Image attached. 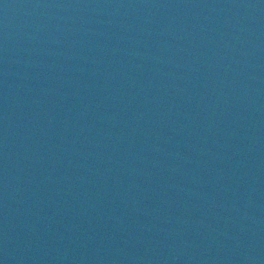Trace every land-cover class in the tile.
I'll use <instances>...</instances> for the list:
<instances>
[{
	"label": "water",
	"instance_id": "95a60500",
	"mask_svg": "<svg viewBox=\"0 0 264 264\" xmlns=\"http://www.w3.org/2000/svg\"><path fill=\"white\" fill-rule=\"evenodd\" d=\"M0 264H264V0H0Z\"/></svg>",
	"mask_w": 264,
	"mask_h": 264
}]
</instances>
